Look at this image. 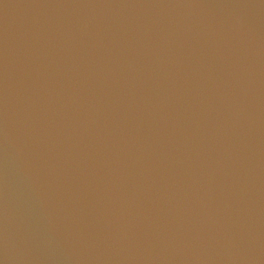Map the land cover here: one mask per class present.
<instances>
[{
	"label": "water",
	"instance_id": "1",
	"mask_svg": "<svg viewBox=\"0 0 264 264\" xmlns=\"http://www.w3.org/2000/svg\"><path fill=\"white\" fill-rule=\"evenodd\" d=\"M0 264H264V0H0Z\"/></svg>",
	"mask_w": 264,
	"mask_h": 264
}]
</instances>
